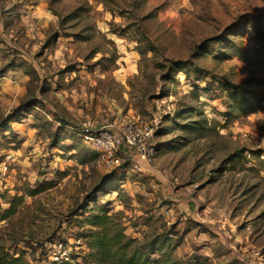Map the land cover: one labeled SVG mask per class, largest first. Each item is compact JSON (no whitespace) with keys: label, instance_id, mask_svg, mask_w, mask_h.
<instances>
[{"label":"rangeland","instance_id":"obj_1","mask_svg":"<svg viewBox=\"0 0 264 264\" xmlns=\"http://www.w3.org/2000/svg\"><path fill=\"white\" fill-rule=\"evenodd\" d=\"M154 119L140 172L90 159L83 123ZM7 156L0 244L27 264L59 241L96 264L76 237L99 205L154 258L264 264V0H0Z\"/></svg>","mask_w":264,"mask_h":264},{"label":"trees","instance_id":"obj_2","mask_svg":"<svg viewBox=\"0 0 264 264\" xmlns=\"http://www.w3.org/2000/svg\"><path fill=\"white\" fill-rule=\"evenodd\" d=\"M248 96V94L242 93L241 100L246 101ZM96 158L95 153L90 154L91 160L95 159L96 161ZM102 185L101 182L98 186H94L92 193L101 191ZM37 191L38 189L30 190V195L36 194ZM22 199L23 196L20 195L12 197L9 202L10 207L3 210L1 217L4 219L12 215L15 212L16 203ZM89 202L90 197L80 205L79 210L85 209ZM108 212L102 205L97 206L87 218V222L94 227L90 234L76 237L82 239L87 246L88 252L85 254V258L96 264H183L177 256L169 252L160 253L155 258L152 257L154 241L148 243L126 234L118 216ZM154 249L157 250V248ZM75 259L76 257L72 262L64 264H80ZM0 264H27V262L23 255L14 257L0 244Z\"/></svg>","mask_w":264,"mask_h":264},{"label":"built area","instance_id":"obj_3","mask_svg":"<svg viewBox=\"0 0 264 264\" xmlns=\"http://www.w3.org/2000/svg\"><path fill=\"white\" fill-rule=\"evenodd\" d=\"M157 120H135L122 125L115 123H102L94 125L85 122L80 128L81 136L88 148L97 156V162L104 168L121 167V156L127 152L135 153L136 161L131 163L135 171L142 170V164L150 163L155 158L157 144L154 141ZM248 133L243 132L245 137ZM250 134V133H249ZM6 158V159H5ZM0 160V197L7 190L6 178L8 176V162L10 156ZM81 239H76L80 241ZM72 249L70 244L59 241L52 244L54 263L64 264L72 262Z\"/></svg>","mask_w":264,"mask_h":264}]
</instances>
